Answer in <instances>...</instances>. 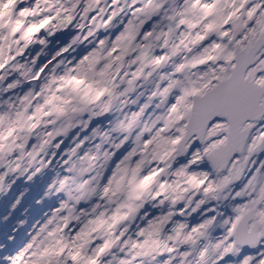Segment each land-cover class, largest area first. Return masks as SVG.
Returning a JSON list of instances; mask_svg holds the SVG:
<instances>
[{"label": "snow or ice", "instance_id": "6c2138e0", "mask_svg": "<svg viewBox=\"0 0 264 264\" xmlns=\"http://www.w3.org/2000/svg\"><path fill=\"white\" fill-rule=\"evenodd\" d=\"M17 3L18 0H0V9L13 6L7 18L0 12V84L8 80L11 73L28 75L31 69L18 63V58L30 45L47 43L46 39L39 38L42 31L49 36L64 32V38L70 37L71 44L60 47L31 76L32 81L39 80L41 74L81 38L87 41L104 32L106 35L100 36L93 49L68 72H85L86 61L92 68L106 60L99 73L101 76L114 63L123 67L126 62L129 68L136 65L131 79L126 81L127 88L120 95L135 91L140 80L150 82L151 87L140 93L146 99L139 110L132 112L130 118L125 116L117 127L131 133L145 111L154 105L153 111H162L143 125L134 143L142 145V151L155 145L154 156L161 161L180 152L183 145V151L191 154L188 165L201 164L206 170L188 175L187 183L193 194L185 199L183 193L189 189L178 192L179 182L169 185L162 181L156 191H147L150 182L161 175L164 168L155 169L135 184L138 164L129 181L131 187L126 198L114 209H102L99 203L90 208L84 206L95 190L86 180L74 194L69 187L74 177L65 175L56 188L57 192L63 191L64 196L51 208V215L42 224L37 221L39 227L34 226L35 234L19 237L15 231L10 233L7 240L14 247L9 254L0 255V264H105V258L110 255L116 264H152L153 261L174 264L178 257L179 264H201L209 247L213 256L211 264H227L230 254L264 243V0H182L179 4L177 0H110V3L109 0H67V3L65 0H33L31 7L21 5L13 16ZM37 16L42 18L28 19ZM72 25L76 34L67 31ZM129 56L133 58L127 59ZM33 63H36L35 57ZM58 67H53V73ZM197 68L203 70L192 80L190 70ZM119 73L118 67L116 76ZM181 76L184 79H180ZM56 79L54 76L53 82ZM59 80L68 84L75 81L77 88L84 82L69 75ZM19 85V79H12L0 91H11ZM47 87L51 91V85ZM31 95L29 90L17 98L20 109L7 101L8 107L16 110L0 113V193L15 183L14 180L9 182L10 174L19 172L25 182H34L40 179L41 169L53 164L52 158L45 162L40 156L45 152L44 143L39 147L32 145L25 151L28 138H23L24 143L17 142L21 139L16 135L18 130L27 128L30 132L37 125L29 121L37 120L41 114H51L42 111L44 105L28 114ZM55 99L51 96L45 103L51 104ZM54 110L59 114L64 112L62 108ZM5 121L7 129L3 127ZM173 129L180 135H167ZM127 140L126 135L121 144ZM62 144L61 141L55 145L57 151L52 152V157L58 155ZM82 144V141L76 144L63 160L66 173L74 171L70 158L76 156V149ZM121 144L115 147L119 149ZM14 151L19 154L15 160H8ZM135 153L136 147H133L125 159ZM65 154L66 150L59 152L61 157ZM109 155L106 152L105 158ZM25 156L29 158L28 167L23 168ZM83 159L95 160L96 157L85 153ZM33 162L39 167H33ZM85 171L87 169H81V175ZM119 171L117 167L108 177L102 197L114 191L113 184L115 191L123 189L124 177L117 176ZM175 175L185 176V166L179 167ZM169 189L174 195L167 194ZM226 189L229 192L224 199L239 202L231 205L230 214L220 225L221 235L215 242L201 247L200 239L215 225L216 216L223 213L211 209L213 215L204 212L203 216L208 218H199L202 205L207 201L195 197L202 191L205 197L219 200ZM145 196L158 201L154 208L168 202V210L156 215L140 214L137 202ZM178 200L185 202L176 208ZM188 216L192 217L191 221L186 219ZM258 255L259 260L246 256L242 264L254 261L264 264V248Z\"/></svg>", "mask_w": 264, "mask_h": 264}, {"label": "clouds", "instance_id": "9594fccd", "mask_svg": "<svg viewBox=\"0 0 264 264\" xmlns=\"http://www.w3.org/2000/svg\"><path fill=\"white\" fill-rule=\"evenodd\" d=\"M32 2L33 0H19L13 16L18 13L21 5L30 7ZM65 2L67 3V0H65ZM41 18L42 16H37L34 18L29 17L28 19L39 20ZM67 31L76 34L75 25H72ZM80 35L82 37V34ZM104 35H106V33L101 32L99 36L90 38L87 41L81 38L76 45L70 46L67 53L58 57L56 61L41 74L39 80L32 81L31 76L35 75L40 67L47 63L60 47L71 44V38L65 39L64 32H58L53 36H49L46 31H42L39 34V38L46 39L47 43L45 45H40L38 43L30 45L25 54L18 58V63L25 64L26 69H31V71L27 76H21L19 72H15L14 79L20 80L19 87L7 92L0 91V113L14 112L16 110L10 109L6 103L7 101L16 104L17 109L22 108L17 98L31 90L32 95L28 102V114L34 112L37 106L40 105H44L42 109L43 112H49L51 114H41L37 120L29 121V124L34 122L37 125L30 132L27 128H24L23 131H17L16 135L21 137L19 143L25 142L23 139L25 136L28 138L25 151L30 150L32 145L39 147L42 143H44L45 152L57 151L55 145L62 141V148L59 150V152H62L72 148L73 145L77 144V141L83 142V146H81L76 153V159L74 160L73 157L70 158L75 168L70 174L74 179L69 187L73 193L76 194L82 181H92L88 186L95 191L91 200L84 205L86 207L90 208L97 203L102 206V209L104 207L108 209L117 207L118 202H122L126 198L127 192L130 190L131 186L129 185V181L132 180L134 174L133 170L137 168L138 164L139 170L135 172V184H139L140 180L152 173L155 169L164 168L165 171L161 175L154 177L153 181L150 182L147 191H156L159 183L162 181L167 182L169 185H175L179 182L180 187L177 189L178 192L184 188L189 189L188 192L183 193L185 199H187V197L193 194L191 186L187 183V177L193 172L199 173L206 170L203 165H188L187 162L191 159V154L183 151V145L181 146L180 152L161 161L154 156L153 149L155 145H150L147 150L142 151V145H136L134 143L136 133L147 123V118L153 109H150L140 118L131 133H125L117 127L118 123L124 120L125 116H129L130 118L132 112L139 110L140 105L144 103V101H142L144 96H140V93L146 92V90L151 87L150 82L140 80L137 82L135 91L129 92L125 96L120 95V93L127 88L126 81L131 79V73L135 71L136 65L129 68L126 62L123 67H121L119 63H114L113 66L107 70V73L101 76L99 73L104 68L107 61L101 60L92 68L88 67V62L86 61L84 65L86 69L85 72H68L69 69L77 66L82 56L93 49L95 41L99 39L100 36ZM33 57L36 58V63H33ZM132 58L133 57L129 56L127 59L130 60ZM178 59L179 57L174 58V62ZM61 61H63V63H61ZM56 65H59V67L56 68V71L53 73L52 69L56 67ZM118 67L120 73L119 76H116ZM167 70L170 71L171 68L169 67ZM202 70L201 68L190 70L191 79L196 80L197 73ZM125 73H128V75L125 76ZM64 75L75 76L77 79H81L84 82L77 88L75 81L71 84L60 81L59 77ZM185 75L188 74L186 73ZM54 76L57 78L55 82H53ZM113 77H115V79H113ZM180 79H184V76H181ZM7 83L8 80H5L3 84H0V88L5 87ZM49 84L51 85V91H49L47 87ZM113 85L116 86L114 87ZM105 89H108V91H105ZM98 93L102 94L98 96ZM51 96H55L56 99L53 100L51 104H46L45 101ZM133 101H136V103H133ZM55 108H62L64 110L63 114L57 113L54 110ZM3 127L7 129V121H5ZM126 135L128 136V140L121 144V141ZM167 135H180V133L173 129L167 133ZM85 141H87V143H84ZM116 144H121L123 146L117 149L115 147ZM133 147H136L135 155L125 159L127 153ZM59 152L57 155L58 159L62 158ZM89 152L94 153L96 157L95 163L89 159L81 160V157ZM106 152L110 154L108 158H105ZM113 153L115 154L114 156L111 155ZM85 164L87 167H85ZM182 165L185 166L186 175L178 177L175 175V172ZM117 167L120 169V171L117 172V176L124 177L123 189L121 191H115L116 186L113 184L114 191L110 192L108 197H102L107 179ZM81 169H87V171L81 175ZM9 179H11V177H9ZM137 190L139 191V189ZM228 192L229 190L226 189L225 192L221 193V198L219 200L205 197L202 191L196 195L195 199H205L207 201L202 205L201 216L199 218H208L203 216L204 212H208L209 216L213 215L210 211L211 209H216L217 213H223V215L216 216L215 225L210 227L206 235L200 239L199 246L203 247L215 242L223 231L220 225L226 215L230 214L231 205L239 202L233 201L230 198L224 199V196ZM167 194L174 195L171 189L168 190ZM184 202L185 201L178 200L174 207L179 208ZM137 203L140 204V214L151 213L156 215L162 211L166 212L169 207V203L166 202L163 207L154 208L153 205L157 204L158 201H154L147 196ZM176 219H180V217H176ZM136 222L138 223L139 221L137 220ZM25 231H27V229H25ZM261 248H264V243L256 248L246 247L243 251L244 253L251 252L252 256H254L256 260H259L261 257L258 253ZM5 254L6 253L0 252V255ZM194 258L198 259V257ZM212 259V249L209 247L208 253L204 260L201 261V264H211ZM177 264H179V261H177ZM227 264H236V252L230 254ZM253 264H255V261Z\"/></svg>", "mask_w": 264, "mask_h": 264}, {"label": "rangeland", "instance_id": "374dc122", "mask_svg": "<svg viewBox=\"0 0 264 264\" xmlns=\"http://www.w3.org/2000/svg\"><path fill=\"white\" fill-rule=\"evenodd\" d=\"M33 4V2H32ZM31 4V5H32ZM12 5H9L7 9H0V12L3 13V16L6 18L7 15L12 13ZM31 7V6H30ZM14 79V73H11L10 76L8 77V82ZM6 86V85H5ZM147 95V94H146ZM145 97L142 98V101ZM19 131V130H18ZM19 142V140L17 141ZM80 143L77 141V144ZM84 143H87L85 141ZM76 145H73L72 148H74ZM83 146V145H81ZM123 145H121L122 147ZM66 149V154L62 158L58 159V156L52 157V152H47V155H45V152H41L40 156L44 158V161L46 162L49 158L53 159V164L49 165L46 169H41V173L38 175L40 176L39 180H35L34 182H25V177L17 176L15 173L10 174L11 179H9V182L11 183L12 180L15 181V183H12V187L8 188V194L7 196L0 201L4 206L3 209H0V245H3V247H0V252L9 254L12 250L13 247L9 245V241L7 240V236L15 231L18 236H22L21 232H19V227L17 224L13 225L10 231L3 230L4 224L7 222V220H4L7 217H13L14 213L17 214V211H19V220L21 221H26L28 223H31V228L30 232L32 234H35L33 229L35 227H39V224H37V221H39L40 224L44 223V221L50 216L51 214V208L55 207L56 202L64 196V192H57L56 188L59 187V180L63 179L65 175H70L65 172V166H63V160L67 158V155L71 154V149ZM76 151H79V148L76 149ZM18 152H13L10 158H7L8 160H15L16 156L18 155ZM85 155V154H84ZM88 156H95L93 152L87 153ZM28 157L25 156V159L23 163L25 162V167H28ZM37 159H40L38 157ZM73 159L75 160L76 157L73 156ZM95 160H92L93 163H95ZM33 167H39V164H36L33 162ZM85 167L87 165L85 164ZM31 171V169H30ZM27 175V174H26ZM92 183V181H89ZM52 184V187H48L49 184ZM31 185L37 187H42L44 188L43 193L37 192L35 193V189L31 188ZM67 189H65L66 191ZM38 194H40V197H38ZM28 196H34L35 200L39 201V203H36L38 206L37 210H35L34 203H33V210L28 211L27 207L28 205L23 203L25 200V197ZM17 200L19 201L17 203ZM50 202L52 203L53 207L48 208L47 203ZM47 213V215H45ZM159 214V213H158ZM188 221H191L192 219H189L186 217ZM43 238V235H42ZM41 238V239H42ZM6 242V243H4ZM181 250H183V247H181ZM114 252H117L116 249L113 250ZM5 254V255H6ZM246 256H252L251 252L244 253L243 250H239L236 252V263L241 261L239 264H242L243 260L245 259ZM166 258V257H165ZM162 258H158V260H161ZM108 261H111L112 264H116L114 260H112L111 255L105 258V264H108ZM156 261H153L152 264H154ZM176 262V261H175Z\"/></svg>", "mask_w": 264, "mask_h": 264}, {"label": "bare ground", "instance_id": "6f19581e", "mask_svg": "<svg viewBox=\"0 0 264 264\" xmlns=\"http://www.w3.org/2000/svg\"><path fill=\"white\" fill-rule=\"evenodd\" d=\"M158 50V49H157ZM145 99H146V96H145V98L143 99V101H145ZM158 102V101H157ZM155 106L153 105V106H151L149 109H147L146 111H145V113L146 112H148L150 109H153ZM162 111V109H156L155 111H151V114L148 116V118H147V123H150L151 122V120H154L155 119V117H156V115H158L160 112ZM145 115V114H144ZM143 115V116H144ZM51 215V214H50ZM188 218L189 219H192V217L191 216H188ZM181 219H183V218H181ZM130 234H131V231H130ZM43 236L44 235H46V233H44V234H42ZM41 238H42V236H41ZM46 243H47V241H46ZM11 244V242H9V245ZM10 246H12V244L10 245ZM177 261H179V257L177 258ZM177 261L176 262H174V264H177ZM241 261H239V262H237L236 264H239ZM146 264H147V262H146Z\"/></svg>", "mask_w": 264, "mask_h": 264}, {"label": "water", "instance_id": "95a60500", "mask_svg": "<svg viewBox=\"0 0 264 264\" xmlns=\"http://www.w3.org/2000/svg\"><path fill=\"white\" fill-rule=\"evenodd\" d=\"M244 248H246V247H244Z\"/></svg>", "mask_w": 264, "mask_h": 264}]
</instances>
